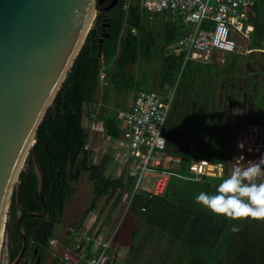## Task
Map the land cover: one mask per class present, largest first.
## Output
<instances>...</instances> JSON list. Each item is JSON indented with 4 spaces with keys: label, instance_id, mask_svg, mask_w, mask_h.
Wrapping results in <instances>:
<instances>
[{
    "label": "trees",
    "instance_id": "obj_1",
    "mask_svg": "<svg viewBox=\"0 0 264 264\" xmlns=\"http://www.w3.org/2000/svg\"><path fill=\"white\" fill-rule=\"evenodd\" d=\"M111 1L104 0L96 6L98 13L93 26L37 129L32 152L25 161L26 168L21 170L15 184L4 231L9 262L21 248L22 237L17 221L28 212L38 215L21 220L26 246L18 264L43 262L62 209L73 195L70 183L77 181L82 172H87L92 185L87 211L95 210L104 196L110 200L120 185V179L105 177L103 167L92 163L86 147L88 134L83 119L87 117L90 120L95 113L93 105L102 67L108 81L103 92L106 101L110 90L127 94L143 89L142 84L147 83V77L137 79L127 68L135 66L140 58H160L158 88L163 89L166 84L164 92L168 93L176 86L181 95L165 125L166 149L181 156L183 165L191 158L224 161L235 147L232 127L236 120H230L221 113L215 101L217 93H225L224 101L230 100L229 109L238 105L244 111V100L248 94L256 102L264 70V53L260 51L264 47V0H256L243 20L245 26L252 27L247 44L250 53H225L218 69L199 61L184 62L182 53L175 55L167 51L168 46L187 29L180 21L166 23L161 39L149 24L148 11L141 10L138 4L125 9L123 0L104 10ZM101 37L103 42L99 55ZM257 56L262 60V66L256 65ZM247 61H253L251 66L260 70L256 80ZM219 75L224 89H216V83L212 82ZM261 96L257 118L253 122L264 125V93ZM98 113L104 134L116 139L120 135L117 111L107 113L103 106ZM240 121L250 122L244 118ZM219 125L224 127L220 136L217 131ZM33 157L42 173V198L37 191ZM109 159L106 154L104 163ZM220 180L204 178L201 181L172 182L163 195L152 199H146L142 194L134 195L128 214L137 227L132 229L130 238L134 243L147 237L154 238L150 242L154 249L150 258L152 264H264V221H234L214 215L194 203V197L201 191L214 193ZM232 226L238 227L239 231L232 232ZM146 246L127 253L129 264H140ZM90 247V244L86 245L84 263L90 258ZM113 251L114 248L110 253ZM58 261L59 258L55 257L50 264H58Z\"/></svg>",
    "mask_w": 264,
    "mask_h": 264
},
{
    "label": "built area",
    "instance_id": "obj_2",
    "mask_svg": "<svg viewBox=\"0 0 264 264\" xmlns=\"http://www.w3.org/2000/svg\"><path fill=\"white\" fill-rule=\"evenodd\" d=\"M255 1L123 0V6L127 9L131 4H138L141 10L150 14H163L171 22L180 21L186 25V31L167 49L170 54L182 53L186 62L204 61L215 52H237L234 35L248 42L252 27L245 26L243 20ZM107 85L106 71L102 67L98 86ZM171 99L170 93L140 89L133 95L130 105L116 113L120 135L116 139L107 137L108 141L114 143L110 145V159L118 169L116 179H120V185L110 200H107V196L103 198L111 202V209H120L121 218L116 223L118 226L128 214L135 194L152 199L163 195L172 182L201 181L204 178L220 180L222 175L226 177L225 161L194 158L183 165L181 156L167 151L164 131ZM99 214H94L95 218L90 224L94 228L87 238L86 245L90 244L91 247L90 258L85 264H98L100 261L111 264L118 255L115 250L110 253L116 232L109 235L104 232L107 213ZM64 257L71 258L68 252H65Z\"/></svg>",
    "mask_w": 264,
    "mask_h": 264
},
{
    "label": "water",
    "instance_id": "obj_3",
    "mask_svg": "<svg viewBox=\"0 0 264 264\" xmlns=\"http://www.w3.org/2000/svg\"><path fill=\"white\" fill-rule=\"evenodd\" d=\"M96 4L97 0H0V243L37 129L93 26ZM102 42L103 37L99 55ZM32 163L42 198V173L35 157ZM36 215L28 212L18 219L21 248L9 264H18L25 251L21 220Z\"/></svg>",
    "mask_w": 264,
    "mask_h": 264
},
{
    "label": "rangeland",
    "instance_id": "obj_4",
    "mask_svg": "<svg viewBox=\"0 0 264 264\" xmlns=\"http://www.w3.org/2000/svg\"><path fill=\"white\" fill-rule=\"evenodd\" d=\"M103 2L104 0H97L96 6L102 4ZM97 13L98 9L96 7V14ZM153 27L155 28L154 22ZM234 37L237 44V52L249 54L250 51L247 50V40L239 35H234ZM260 51L264 53L263 46ZM223 57L224 53L215 52L208 59L199 62L212 65L218 69L222 65ZM256 58V65L262 66V60H260L258 56ZM252 63L253 61H247V65H249L253 79L256 80L259 76L260 70L256 67L253 68L251 66ZM127 71L131 72L137 79H141L144 76L147 77V83L142 84L143 89H155L158 91H164L167 89L166 84L163 86V89L158 88L161 71L159 57H154L152 60L140 58L138 63L135 66L128 67ZM263 75L264 70L262 76L260 77V85L257 95L259 93L263 95L264 93V88L262 92H260ZM220 76L221 75L215 76V78L212 79V82L216 83V89L225 88L221 82L222 77L220 78ZM147 84H149L151 88ZM168 93L173 95V100L178 97L177 102H180L181 95L176 89V86L168 91ZM133 94L134 92L125 94L124 92L110 90L105 101L103 91L99 89L96 92L93 105L95 114L90 118V120L87 117L83 119V126L88 134L86 147L91 154L92 163L103 167V175L105 177L113 179L117 178L118 169L113 165L111 159L104 163V157L106 154L110 156V145L112 146L114 143L110 140L108 141V137L104 134L98 112L101 111L103 106L105 107L107 113L126 108L131 102ZM225 98L226 95L224 92L217 93L215 96L216 104L220 106L221 113H223L227 118H230V120H236L235 126L232 127L235 147L224 159L227 165V176L235 163L233 161L234 158L243 155L245 160H251L257 159L261 154H264V125L255 124L254 122H239L240 118L248 120H255L257 118V111L253 115L255 102L251 100L249 94L247 95V99L244 100V111H242L238 105L229 109L230 100L226 99L224 101ZM258 99H260V95ZM243 112L244 115L242 116ZM223 129V125H219L217 127L219 136ZM228 141L230 142L231 140L228 139ZM240 144H243L244 147L241 145L240 148ZM257 149H259V151H257ZM25 168L26 165L24 163L22 170ZM70 185L73 189V195L62 209L58 224L53 232V238L49 242L48 251L46 252L45 258L41 264H50L55 257L59 258L58 264H85L86 262L84 263L83 261L82 253L86 248L87 238L94 228V225L90 226V224L93 223V218H95L94 214L96 212H100L99 216L107 213V219L103 228L104 232H106L107 235L113 231L116 232L115 240L112 246L118 255L111 264L131 263L127 253L134 251L137 247L143 245L147 246L144 254L142 255L140 264H152V260L150 258L153 255L154 249L153 243L150 242L151 240L153 241L154 238L147 237L135 243L132 242L130 233L132 229L137 227V223L129 214L124 217L122 223L118 226L116 223L118 219L121 218V211L118 208L111 209V202L105 201L104 198L98 202L95 210L87 211L92 197V185L87 179V172H82L79 179L75 182H71ZM4 242H6V240L3 235L0 243V264H9L7 247ZM65 252H68L71 258L65 259ZM102 264H105V261Z\"/></svg>",
    "mask_w": 264,
    "mask_h": 264
},
{
    "label": "clouds",
    "instance_id": "obj_5",
    "mask_svg": "<svg viewBox=\"0 0 264 264\" xmlns=\"http://www.w3.org/2000/svg\"><path fill=\"white\" fill-rule=\"evenodd\" d=\"M233 161L230 173L222 175L215 192L201 191L194 197V203L234 221H264V154L251 160L241 155ZM231 231L238 232L239 228L232 226Z\"/></svg>",
    "mask_w": 264,
    "mask_h": 264
},
{
    "label": "crops",
    "instance_id": "obj_6",
    "mask_svg": "<svg viewBox=\"0 0 264 264\" xmlns=\"http://www.w3.org/2000/svg\"><path fill=\"white\" fill-rule=\"evenodd\" d=\"M133 3H135V1H133ZM149 24L153 27V22H154V24H155V28H154V30H155V33L157 34V35H159L160 37H161V39H162V37H163V35L165 34V30H166V23H168V22H171L170 20H168L163 14H150V16H149ZM187 27V26H186ZM160 39V40H161ZM247 44H248V42H247ZM168 49V48H167ZM213 55V54H212ZM106 87V86H105ZM102 90L103 92H104V87H100V86H98V89H97V91L98 90ZM134 94H135V92H134ZM133 94V95H134ZM166 94V93H165ZM132 100V99H131ZM129 105H130V103H129ZM128 105V106H129ZM127 106V107H128ZM126 107V108H127ZM95 114V113H94Z\"/></svg>",
    "mask_w": 264,
    "mask_h": 264
},
{
    "label": "flooded vegetation",
    "instance_id": "obj_7",
    "mask_svg": "<svg viewBox=\"0 0 264 264\" xmlns=\"http://www.w3.org/2000/svg\"><path fill=\"white\" fill-rule=\"evenodd\" d=\"M263 88H264V75H263V77H262V82H261L260 92H262ZM160 92H162L163 94H165V92H164L163 90L160 91ZM259 95H260V99H258ZM177 98H178V97H176V99L173 100V95H172V99H171V104H170L169 113H170V111L172 110V107L174 106V103H176V102L178 101ZM260 101H261V93H259L258 96H257L256 102H255V105H254V109H253V115H254L255 112L257 111V108H258V106H259V104H260ZM169 113H168V116H169ZM168 116H167V120H168ZM167 120H166V122H167ZM252 122H253V119L250 120V123H252Z\"/></svg>",
    "mask_w": 264,
    "mask_h": 264
},
{
    "label": "bare ground",
    "instance_id": "obj_8",
    "mask_svg": "<svg viewBox=\"0 0 264 264\" xmlns=\"http://www.w3.org/2000/svg\"><path fill=\"white\" fill-rule=\"evenodd\" d=\"M104 261H100V262H98V264H102Z\"/></svg>",
    "mask_w": 264,
    "mask_h": 264
}]
</instances>
